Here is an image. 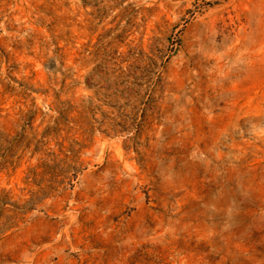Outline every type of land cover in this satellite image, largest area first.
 <instances>
[{
	"label": "rangeland",
	"instance_id": "rangeland-1",
	"mask_svg": "<svg viewBox=\"0 0 264 264\" xmlns=\"http://www.w3.org/2000/svg\"><path fill=\"white\" fill-rule=\"evenodd\" d=\"M0 264H264V0H0Z\"/></svg>",
	"mask_w": 264,
	"mask_h": 264
}]
</instances>
